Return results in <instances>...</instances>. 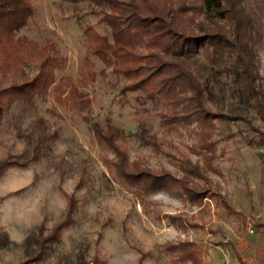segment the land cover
<instances>
[{
    "label": "rangeland",
    "instance_id": "374dc122",
    "mask_svg": "<svg viewBox=\"0 0 264 264\" xmlns=\"http://www.w3.org/2000/svg\"><path fill=\"white\" fill-rule=\"evenodd\" d=\"M174 1L189 5L190 25L209 23L192 8L198 0ZM33 3L34 14L17 36L39 47L52 39L64 65L56 68L45 92L26 97L3 89L34 77L39 62L10 67L0 55V100L5 104L0 115V163L5 164L0 234L8 232L11 239L0 243V264L27 261L26 235L41 224L49 233L63 221L60 240L28 264H241L233 245L251 264H264V143L258 142L259 133L245 120L218 119L209 138L216 145L206 149L196 120L163 124L155 113L165 106H144L137 99L140 91L123 92L130 80L98 56L85 63V24L105 31L96 0ZM243 3L253 19L258 82L264 86V0ZM232 103L217 96L209 105L228 111ZM147 108L154 114L144 116L140 127L136 117ZM249 116L264 130V119L255 110ZM94 122L121 130L117 142L127 161L143 169L183 176L185 159L198 162L206 178L195 181L211 192L197 202L176 187L143 190L120 175L112 162L118 157L96 136ZM142 128L155 135L156 144L136 134ZM184 240L199 245V262L183 261L165 248Z\"/></svg>",
    "mask_w": 264,
    "mask_h": 264
},
{
    "label": "trees",
    "instance_id": "16d2710c",
    "mask_svg": "<svg viewBox=\"0 0 264 264\" xmlns=\"http://www.w3.org/2000/svg\"><path fill=\"white\" fill-rule=\"evenodd\" d=\"M96 2L100 5L99 19L104 22L105 31L97 29L92 22L85 24L86 64L91 63L92 55L98 56L130 80L123 86V92L140 91L137 99L144 106L149 102L165 106L155 113L163 124L174 126L196 120L206 139L202 145L208 150L216 145L209 138L218 119L247 121L259 133L258 142L264 143V130L249 116V112L255 110L264 119V86L258 82L261 75L253 46L254 23L243 0H198L192 8L203 14L209 23L199 21L194 25L189 23L191 15H187L186 2L178 6L174 0ZM34 11L33 0H0V55L6 64L11 63L10 67L12 64L22 67L33 60L39 62L36 75L3 89L7 94L14 90L31 97L32 93L45 92L54 80L56 68L64 65L61 51L52 39L39 47L27 36H17ZM217 96L234 100L232 108L223 111L209 105ZM4 105L0 100V115ZM146 111L136 117L140 127L144 116L154 114L148 108ZM93 129L100 141L115 151L118 158L112 162L120 175L139 183L143 190L176 187L197 202H202L211 192L195 181L206 178L198 162L185 159L183 176H176L167 169H143L139 163L127 161L126 151L117 142L121 130L110 123L101 125L99 122L93 123ZM136 134L147 143H157L155 135H148L145 128ZM260 156L264 158V152H260ZM4 169L5 164L1 162L0 174ZM226 205L231 210L228 202ZM66 224V221L58 223L49 233L41 224L28 233L23 241L28 259L22 264L44 257L47 249L60 240ZM9 242V233L2 232L0 243ZM165 248L178 253L183 261L201 259L195 241L167 243ZM233 249L241 264H251L239 248L233 245Z\"/></svg>",
    "mask_w": 264,
    "mask_h": 264
}]
</instances>
